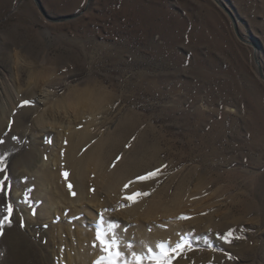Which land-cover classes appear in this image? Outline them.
<instances>
[{
	"label": "rangeland",
	"instance_id": "obj_1",
	"mask_svg": "<svg viewBox=\"0 0 264 264\" xmlns=\"http://www.w3.org/2000/svg\"><path fill=\"white\" fill-rule=\"evenodd\" d=\"M88 1L0 0V107L17 116L16 103H23L27 89L53 75L46 87L50 104H38L37 94L28 105L30 127L57 101L69 104L73 92L95 89L107 103L93 142L125 135L111 166L139 157L143 168L129 180L127 195L151 192L133 207L170 211L153 223L127 219L113 205L101 227L119 223L121 251L130 254L126 244L137 254L148 247L158 251L160 242L175 246L185 238L191 249L172 264H214L218 258L219 264H264V80L255 60L257 48L264 72V0ZM27 136L40 139L29 131ZM46 140L53 151L52 137ZM15 159L0 156V199L8 185L18 199L0 222L10 221L13 209L36 212L41 205L32 185L14 187L9 166ZM157 168L158 179L136 182ZM67 217L73 223L84 215L71 208ZM94 221L80 227L92 231L97 245L90 248L91 264L102 255L96 241L100 218ZM161 227L173 232L154 235ZM54 246L47 255L58 264Z\"/></svg>",
	"mask_w": 264,
	"mask_h": 264
},
{
	"label": "bare ground",
	"instance_id": "obj_2",
	"mask_svg": "<svg viewBox=\"0 0 264 264\" xmlns=\"http://www.w3.org/2000/svg\"><path fill=\"white\" fill-rule=\"evenodd\" d=\"M52 78L53 75L49 74L40 85L29 87L23 101H31L38 94V104H50L53 95L46 87ZM71 96L74 98L71 103L57 101L46 113L36 114L30 127L26 125V119L32 113L28 105L21 107L14 102L18 108L15 117L7 113V106L0 107V141H3L0 143V156L15 155L16 159L9 166L14 187L24 182L32 185L34 199L41 202L34 217L31 216L32 207L25 210L21 206L13 209L10 215L11 226L4 224L0 249L5 250V264H53L47 255L52 243L55 245L58 264H91L94 255L90 253V248L96 242L90 229L80 228L82 223L96 222L94 220L100 218L101 213L108 221L107 213L113 205L130 220L135 217L136 220L155 222L158 216L170 213L167 209L160 212L159 206L135 209L132 203L124 200L129 192L124 185L143 168L140 158L125 157L112 167L111 163L125 135L108 140L100 138L95 142L92 136L98 126V115L105 109L107 100L92 88L75 91ZM28 131L39 135L40 139L27 140ZM49 137H52L53 151L43 142ZM19 169H23V172L16 175L13 171ZM65 172L68 173L67 177L63 175ZM4 175L0 173V182ZM69 184L73 186L75 197L69 191ZM12 191L13 187L9 185L2 189L6 199H0V220L7 214L9 203L15 205L13 201L17 195L12 197ZM182 196H176L174 202L177 206L182 205ZM126 203H130V206H124ZM71 208L75 209V213H83L84 218L80 222L69 221L67 212ZM46 223L49 225L41 229ZM38 225L41 226L38 228ZM155 232L154 235L166 237L173 230L161 227L155 229ZM142 233L143 237L149 236L145 229ZM219 261L221 259H215L214 264H219Z\"/></svg>",
	"mask_w": 264,
	"mask_h": 264
},
{
	"label": "snow or ice",
	"instance_id": "obj_3",
	"mask_svg": "<svg viewBox=\"0 0 264 264\" xmlns=\"http://www.w3.org/2000/svg\"><path fill=\"white\" fill-rule=\"evenodd\" d=\"M31 102L28 100L23 101V103L20 105L21 107L25 105H29ZM47 143H51L50 140H46ZM0 143H3V141H0ZM65 143H67L65 141ZM130 147V145H128ZM47 158V157H45ZM122 157H117V161L121 159ZM113 167H115V163L113 164ZM167 165H163V168H166ZM4 168L0 167V172H3ZM65 177L68 176V173H63ZM162 175V169L157 168L152 171H148L143 175H140L136 178L137 183H147L152 180L158 179ZM7 177H5V180ZM3 182H0V185H2ZM132 181H129L128 184L124 185L125 189L129 188V184H131ZM72 185L69 184L68 188L71 192V195L75 197L76 193L72 191ZM31 191V189L29 190ZM92 191H95V189H92ZM151 195L150 191H137L134 194L126 195L124 197V200L126 202L135 203L137 202L138 198L141 197H148ZM130 203H126L124 206H130ZM11 204H9L7 211H11ZM33 216L36 215L35 209H32ZM181 219H190V217L182 216ZM3 223H7L8 226H11V221L7 219V217L3 218V221L0 222V236L3 235L2 226ZM104 224L103 220V213L100 214V225L96 229V241L99 242V247L102 255L99 259H97L94 264H172V260L180 256L183 252H186L191 249V244L186 241L185 238H181L179 242L175 244V246H170L169 244H166L164 242H160L156 245V249L158 251H154L152 247L147 248L146 253L137 254L135 251H132V244H126L125 247L129 250L130 254H125L120 249V241L116 235V229L120 226L118 222H110L108 224V227L106 229L102 230V225ZM21 226L23 227V220L21 218ZM127 231V229H124ZM233 232H228V237H232ZM231 242V241H229ZM96 243L93 244V247H96Z\"/></svg>",
	"mask_w": 264,
	"mask_h": 264
},
{
	"label": "water",
	"instance_id": "obj_4",
	"mask_svg": "<svg viewBox=\"0 0 264 264\" xmlns=\"http://www.w3.org/2000/svg\"><path fill=\"white\" fill-rule=\"evenodd\" d=\"M90 2H91V0L88 1V5L90 4ZM240 39H241V37H240ZM242 41L245 42V43H249V42L245 41L244 39H242ZM257 52H258V51H257V48H256V51H255V60H256L257 64L259 65V73H260V77L264 80V72H263V70L260 68V64H259V59H258Z\"/></svg>",
	"mask_w": 264,
	"mask_h": 264
}]
</instances>
